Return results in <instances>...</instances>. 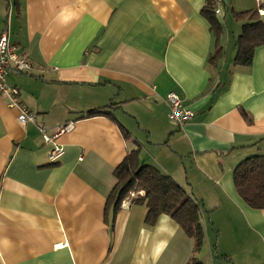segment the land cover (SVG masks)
Returning a JSON list of instances; mask_svg holds the SVG:
<instances>
[{
  "label": "crops",
  "instance_id": "0c3cea01",
  "mask_svg": "<svg viewBox=\"0 0 264 264\" xmlns=\"http://www.w3.org/2000/svg\"><path fill=\"white\" fill-rule=\"evenodd\" d=\"M204 4L0 0V29L31 64L6 80L36 114L23 127L0 97V264H264V208L248 206L232 177L264 153V43L250 64L233 62L248 18L233 12L258 3L225 0L218 34ZM171 90L194 112L184 124L167 116ZM68 121L49 161L38 126ZM133 149L200 203L197 252L168 215L146 224L145 203L105 209L113 170Z\"/></svg>",
  "mask_w": 264,
  "mask_h": 264
},
{
  "label": "trees",
  "instance_id": "16d2710c",
  "mask_svg": "<svg viewBox=\"0 0 264 264\" xmlns=\"http://www.w3.org/2000/svg\"><path fill=\"white\" fill-rule=\"evenodd\" d=\"M214 5L215 0H205L200 14L207 19L215 34H218L220 23L213 12ZM233 16L238 20L248 16L242 23L237 37V50L233 61L234 64L248 65L255 48L264 43V23L259 18L257 10L233 12ZM100 111L102 109L90 110L88 114ZM242 114L246 116L244 111ZM124 136L127 137L126 132ZM113 175L116 182L107 196L105 209L112 208L115 214L129 191L141 189L143 194L136 197L134 202L145 203L147 211L144 222L153 225L159 215L166 214L193 239V252L200 249L204 238L200 222V203L170 175L152 165L143 164L138 157L137 149L127 153L114 168ZM232 177L238 195L248 206L264 208V153L249 155L242 159L233 168ZM196 262L195 257H190L186 264Z\"/></svg>",
  "mask_w": 264,
  "mask_h": 264
},
{
  "label": "built area",
  "instance_id": "2783aa9c",
  "mask_svg": "<svg viewBox=\"0 0 264 264\" xmlns=\"http://www.w3.org/2000/svg\"><path fill=\"white\" fill-rule=\"evenodd\" d=\"M224 2L225 0H215L213 12H218ZM257 3V12L259 15H263L264 5H262L260 0H257ZM30 68L31 64L29 60L22 54H19L9 42L8 30L6 28L0 29V97L5 99L9 107L15 108L16 119L23 127L30 123H35L36 114L22 103L18 87L9 85L6 77L12 71L21 73L28 71ZM164 99L168 109L167 116L171 121L181 125L192 119L194 112L183 104V100L179 94L171 90L165 93ZM72 125V121H68L57 127L52 133L47 132L42 126H38L43 142L52 145L47 153L49 161H56L62 155L63 148L57 143L56 138L61 133L69 131ZM138 192L139 194H143L141 189Z\"/></svg>",
  "mask_w": 264,
  "mask_h": 264
},
{
  "label": "rangeland",
  "instance_id": "374dc122",
  "mask_svg": "<svg viewBox=\"0 0 264 264\" xmlns=\"http://www.w3.org/2000/svg\"><path fill=\"white\" fill-rule=\"evenodd\" d=\"M140 189H134V190H131L129 191V193L127 194V196L125 198H131V199H135L136 197L142 195V194H139V191ZM130 192H133V193H130Z\"/></svg>",
  "mask_w": 264,
  "mask_h": 264
}]
</instances>
